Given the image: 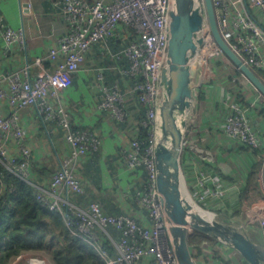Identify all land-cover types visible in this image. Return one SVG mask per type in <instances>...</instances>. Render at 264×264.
I'll return each instance as SVG.
<instances>
[{"label":"built area","instance_id":"obj_1","mask_svg":"<svg viewBox=\"0 0 264 264\" xmlns=\"http://www.w3.org/2000/svg\"><path fill=\"white\" fill-rule=\"evenodd\" d=\"M213 3L222 37L250 67L264 73V0H213ZM53 5L67 20V30L50 48L47 57L35 59L36 77H32L30 67L0 74V102L5 101L13 109L10 114L0 111V210L2 201L6 202L14 189L6 181V174L2 171L4 166L33 184L39 190L40 200L51 209L60 211L72 232L96 246L106 264H179L158 189L155 159L158 107L163 96L160 80L168 56L172 0H53ZM0 32L6 54L16 43L26 42L25 29L12 26L1 8ZM116 38L122 43L118 50H113L111 43ZM203 39L198 56H195L199 66L201 60L207 62L210 57L227 56L215 38L207 13ZM96 43H101L105 54L116 60L114 65L98 68L96 78L90 84L100 93L99 108L110 110L119 121H127L130 103L145 107V114L122 155L128 169H144L146 172L145 184L136 189L135 196L148 211V224L139 223L128 213H108L98 201L81 207L73 200L74 196L86 193L77 168L88 156L101 149L103 140L88 129L74 127L71 113L61 100V91L71 84ZM47 60L51 62L50 68ZM115 70L121 78L111 83L107 80V73ZM227 100L230 109L220 131L242 145L264 151V141L243 102L234 92L229 93ZM29 106L36 109L45 125L55 122L60 126L69 145V152L60 157L49 185L34 180L29 132L20 116V109ZM141 127L150 129L152 144L146 147L139 138ZM10 144L16 149L14 153H10ZM187 144L185 139L184 145ZM190 145L196 154L190 160L195 175L187 185L196 201L207 210H217L207 206L222 201L219 190L225 189L221 176L209 164L214 157L213 151L208 148L204 154L205 145ZM249 217V223L257 226L264 238V211L254 213L252 210ZM111 227L121 234L116 237ZM105 240L111 242L115 253L101 246ZM190 245L197 264H202V260L205 264H231L230 259L225 261L212 251L207 240L190 242ZM0 264L55 263L42 251L30 249L13 254Z\"/></svg>","mask_w":264,"mask_h":264},{"label":"crops","instance_id":"obj_2","mask_svg":"<svg viewBox=\"0 0 264 264\" xmlns=\"http://www.w3.org/2000/svg\"><path fill=\"white\" fill-rule=\"evenodd\" d=\"M0 8L12 26L23 27L26 33L25 44L16 43L11 52L6 54L0 32V74L30 67L31 75L35 78V59L38 56H48L50 48L66 32L67 20L53 5V0H0ZM102 48L101 43L93 45L71 84L61 91V100L71 113L74 127L88 129L103 140L101 149L79 164L77 174L83 179L86 193L74 196L73 200L81 207L98 201L108 213H128L139 223L148 224V211L135 196L136 189L145 184L146 172L144 169H128L122 155L143 118V107L140 111L138 103H130L127 121H119L110 110L99 108L100 93L93 90L90 84L95 80L98 68L116 63ZM112 49L115 50L113 46ZM46 64L51 67L49 60ZM113 77L119 79L121 75L116 70L107 73L110 82ZM233 92L247 108L254 127L259 130L264 141V95L261 91L257 87L246 86L245 91L243 89L241 92V88L215 81L203 87L202 92H196L194 102L197 111H202L200 118L198 115L192 121L186 135L188 144L182 155L183 170L189 184L195 175L194 165L190 166V160L196 155L190 144H201L211 149L214 157L209 164L223 180L225 190L222 195L225 198L217 201L215 206H207L224 210L228 216L240 217L251 233H259L257 226L249 223V212L264 211V167L254 177L250 178V175L255 163L264 160V151L260 149L256 152L255 148L242 145L226 132L220 131L230 109L227 98ZM12 110L8 103L0 102L1 112L10 114ZM20 116L29 132L34 180L49 185L59 166L60 157L69 152L64 130L55 122L45 125L39 113L31 106L20 109ZM15 151V147L10 144V153ZM115 236H119L117 230ZM202 264H205L203 260Z\"/></svg>","mask_w":264,"mask_h":264},{"label":"water","instance_id":"obj_3","mask_svg":"<svg viewBox=\"0 0 264 264\" xmlns=\"http://www.w3.org/2000/svg\"><path fill=\"white\" fill-rule=\"evenodd\" d=\"M206 13L217 42L264 95V79L222 37L213 0L205 3L204 0H172L168 56L160 80L163 96L155 132L158 189L167 228L179 264H197L189 240L191 230L224 241L250 264H264V244L252 237L244 220L210 210L212 216L199 215L183 197L182 186L185 183L187 187V182L182 155L187 132L197 112L194 97L201 80L195 56L204 41Z\"/></svg>","mask_w":264,"mask_h":264},{"label":"trees","instance_id":"obj_4","mask_svg":"<svg viewBox=\"0 0 264 264\" xmlns=\"http://www.w3.org/2000/svg\"><path fill=\"white\" fill-rule=\"evenodd\" d=\"M121 43L119 38L112 40L115 50L119 49ZM257 73L264 77L262 71L257 70ZM138 105L140 111L143 107L141 114L144 116V105ZM139 138L144 147L152 144L149 128L141 127ZM255 150L258 152L260 149ZM263 162L261 159L255 163L250 178L261 172ZM2 169L6 181L14 189L8 194L7 201H2L0 210V262L7 261L10 256L22 250L32 249L47 252L56 264H106L96 246L72 232L60 211L51 209L40 200L39 190L33 184L22 180L4 166ZM111 231L115 234L116 228L111 227ZM198 233L207 237L200 231ZM193 239L190 234L191 243ZM101 246L115 253L109 240L103 241Z\"/></svg>","mask_w":264,"mask_h":264},{"label":"rangeland","instance_id":"obj_5","mask_svg":"<svg viewBox=\"0 0 264 264\" xmlns=\"http://www.w3.org/2000/svg\"><path fill=\"white\" fill-rule=\"evenodd\" d=\"M200 67H201V71H200V80L201 81H200L199 85L197 86L195 93L196 92L197 93L198 92L199 93L202 92L203 91V87H207L208 85L213 84L215 81H218V83H222L223 82V83H225L227 85L230 84L231 86H236V88H241V92L243 91V89L245 91L246 86L256 87L255 84L242 71L240 72L238 70V67L234 64V62L232 60H230L229 58H227V56H225V55H222L221 58L210 57L207 62H205L204 60H201L199 69H200ZM262 78L264 79V77H262ZM197 93L195 94V96H197ZM201 111L202 110H198L197 111L196 116H194L192 121L196 120L198 115H199V118H200ZM190 128H191V126L189 127V129ZM200 146L201 147H205L203 145H200ZM205 148L206 149H205L204 154L207 153V151L210 150V149L208 150L207 147H205ZM184 149H185V145H184ZM263 167H264V162H263ZM186 184H188V183H186ZM187 188L189 189V192L192 194L193 192L188 187V185H187ZM224 190L225 189H221L220 190V195L222 197V200L225 198L222 195ZM195 200H197V199H195ZM198 203L204 209H206V207L202 203H200V202H198ZM210 211H213V212H216V213H219V214H225V212H226L224 210L222 211V210H214V209L210 210ZM190 234H191V236L193 238H195V239H193L195 242L201 243L204 240H207L208 241V245L210 246L212 251H216L217 255L219 254V256L225 261L227 259L228 260L230 259L229 262L231 264H250L249 262H247V260H245L242 257V255L240 253H238L236 250H234V248H232L227 243L225 244V242L222 243V240H219V239H216V238H212L210 236L202 237L200 235V233H198L197 230L196 231L195 230H191ZM252 237L254 239H256L257 241H259L260 243L264 244V238H263V236L260 233H257V232L256 233H252ZM42 253H45L46 256H49L51 258V256L47 252L42 251ZM217 255H216V257H217ZM52 262H54L53 259H52Z\"/></svg>","mask_w":264,"mask_h":264},{"label":"bare ground","instance_id":"obj_6","mask_svg":"<svg viewBox=\"0 0 264 264\" xmlns=\"http://www.w3.org/2000/svg\"><path fill=\"white\" fill-rule=\"evenodd\" d=\"M198 56V54H197ZM196 56V57H197ZM200 58V56H199ZM182 191H183V197L186 202V204L190 207L191 210L197 212L199 215H206V216H212L213 213L208 211L207 209H204L194 198L193 196L189 193L187 190V187L185 186V183H183L182 186Z\"/></svg>","mask_w":264,"mask_h":264}]
</instances>
